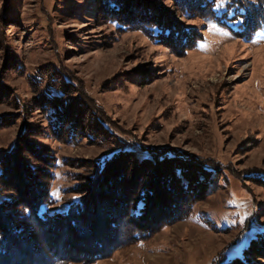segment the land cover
Instances as JSON below:
<instances>
[{
    "label": "rangeland",
    "instance_id": "374dc122",
    "mask_svg": "<svg viewBox=\"0 0 264 264\" xmlns=\"http://www.w3.org/2000/svg\"><path fill=\"white\" fill-rule=\"evenodd\" d=\"M184 1L193 6L143 0L130 28L119 29L108 20L118 18L97 12V0H0V153L23 135L51 157L48 214L86 196L97 163L120 153L140 160L175 150L219 167L185 219L103 255L60 238L52 248L67 260L58 264H225L264 234V29L234 33L240 19L229 11L232 0L214 2L223 25L186 11ZM173 21L194 45L150 37L152 25ZM43 94L82 106L73 140L53 136L50 114L39 107ZM128 225L123 217L119 226Z\"/></svg>",
    "mask_w": 264,
    "mask_h": 264
},
{
    "label": "trees",
    "instance_id": "16d2710c",
    "mask_svg": "<svg viewBox=\"0 0 264 264\" xmlns=\"http://www.w3.org/2000/svg\"><path fill=\"white\" fill-rule=\"evenodd\" d=\"M214 2L193 0L190 6L184 1V7L188 12L195 10L199 17L223 25L225 17L215 13ZM142 4L143 0H97L96 10L102 13V18H106V14L118 18L108 20L116 22L119 29H129L128 24L137 17L134 7ZM261 4L263 10L258 9ZM229 5V11L240 19L234 33L250 37L264 29V2L232 0ZM165 18L163 16L160 21ZM167 23L162 22L163 25ZM175 23L173 21L169 28L152 25L148 29L150 37L163 42L181 38L178 47L194 45L193 41L185 39L189 32L176 30ZM55 80L50 81L54 83ZM79 106L63 103L62 96L56 95L43 94L39 100L40 109L50 114L53 136L62 141L73 140L71 133L81 123L82 106ZM22 136L12 151L0 153V264H31L34 259H41L42 264H58L67 260L66 255L55 253L52 248L54 244L59 246L60 238L70 239L69 243L76 241L77 248L92 256L106 254L124 242L131 243L146 236L161 225L185 219L195 202L207 197L209 185L219 169L214 161L175 150L163 149L152 158L140 160L131 152L120 153L97 163V172L88 180L86 196H79L61 213L48 214L45 207L52 204L48 168L55 163L50 164L51 157ZM7 192L13 197L3 198L2 194ZM12 206L15 209L10 210ZM20 211L22 214L18 216ZM123 217H127V228L119 226ZM110 219L119 222L108 225ZM121 230L125 237L120 240L118 232ZM140 231L145 234L141 235ZM256 259L264 262V234L250 241L242 257L225 264H257Z\"/></svg>",
    "mask_w": 264,
    "mask_h": 264
}]
</instances>
